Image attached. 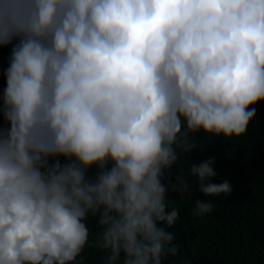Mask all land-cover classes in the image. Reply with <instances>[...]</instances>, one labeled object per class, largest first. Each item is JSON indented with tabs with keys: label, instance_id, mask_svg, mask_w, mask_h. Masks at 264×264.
Wrapping results in <instances>:
<instances>
[{
	"label": "clouds",
	"instance_id": "obj_1",
	"mask_svg": "<svg viewBox=\"0 0 264 264\" xmlns=\"http://www.w3.org/2000/svg\"><path fill=\"white\" fill-rule=\"evenodd\" d=\"M9 45L0 264H86L89 248L100 264H192L168 193L198 181L203 219L233 191L211 182L214 159L177 166L201 136H247L264 103V0H0Z\"/></svg>",
	"mask_w": 264,
	"mask_h": 264
},
{
	"label": "trees",
	"instance_id": "obj_2",
	"mask_svg": "<svg viewBox=\"0 0 264 264\" xmlns=\"http://www.w3.org/2000/svg\"><path fill=\"white\" fill-rule=\"evenodd\" d=\"M11 50L12 45L0 47V129L6 126L2 107ZM256 112L245 138L225 142L201 136L191 161L186 156L181 158L177 167L185 172L191 163L199 165L214 159L217 176L211 182L228 181L233 191L213 198L215 210L203 219L192 215L195 200H207L198 191V181L189 177L192 187L183 200L180 193L169 191L168 197L174 200L173 206L181 216L172 229L181 248L179 259L186 256L192 264H264V103L256 105ZM177 171L174 168L170 174L173 183ZM189 196L193 199L189 200ZM90 229L99 231L94 220ZM85 255L86 264H100L101 253L97 249H86Z\"/></svg>",
	"mask_w": 264,
	"mask_h": 264
}]
</instances>
